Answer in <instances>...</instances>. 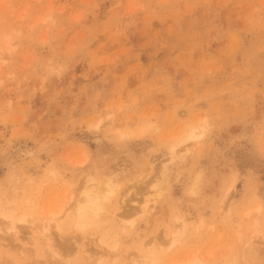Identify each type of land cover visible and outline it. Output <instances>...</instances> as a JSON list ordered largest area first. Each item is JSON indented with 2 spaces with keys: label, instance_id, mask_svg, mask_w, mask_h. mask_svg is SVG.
<instances>
[{
  "label": "rangeland",
  "instance_id": "rangeland-1",
  "mask_svg": "<svg viewBox=\"0 0 264 264\" xmlns=\"http://www.w3.org/2000/svg\"><path fill=\"white\" fill-rule=\"evenodd\" d=\"M105 178L115 194L78 227L81 188ZM2 212L26 214L19 239ZM145 254L264 264V0H0V264Z\"/></svg>",
  "mask_w": 264,
  "mask_h": 264
},
{
  "label": "bare ground",
  "instance_id": "bare-ground-1",
  "mask_svg": "<svg viewBox=\"0 0 264 264\" xmlns=\"http://www.w3.org/2000/svg\"><path fill=\"white\" fill-rule=\"evenodd\" d=\"M146 129H148V128H143L141 130V133H144L146 131ZM120 133L123 137H125L128 135H131L132 131H130L129 129H126V130H120ZM185 134H186V136H184L185 139L183 138V140H182L183 142H181V143L187 142V141L192 140V139H198V138L203 136V132H199V127H196V126H191L187 130V133L185 132ZM175 151H178V150H175ZM105 179H106L104 182L105 184L103 186L98 185L99 183L97 184L96 182L93 183V181L92 182L88 181L89 183H85L83 185V188H81L82 189L80 191L81 197L78 196L79 198L76 199L77 202L75 203V210H76V213L78 216V223H77L78 227L81 228L82 226L89 224L90 223L89 222V212H93L94 214H98V212L100 210L104 209V207H105L103 205L104 200H111V196L115 194V192L117 190L116 184H114L113 181L110 180L109 178H105ZM152 187H156V182L154 184H152ZM231 187H234V184H232ZM158 195H159V193L157 190L149 189L147 191V193L143 195L142 201L138 203L136 211L140 212L142 214H145L146 212L151 210V208H153V206H154L155 200H157ZM72 199H74L73 196H71L69 200H72ZM66 210H67V208L65 206H61L60 208H57V209H51L49 214L47 216L43 217L42 224H41L42 228H43L42 229V233H43L42 237H43L44 241L47 243V245L50 247H52L51 242L54 239L53 229L54 228H57V229L61 228V226H62L61 220H63V214L66 212ZM249 214H251V213H246L245 215H249ZM1 215H2L1 217L8 220V228L7 229L13 231L14 232L13 235L14 234L17 235V238L19 239V237H20L19 234L21 232L20 231L21 229H20L18 224H19V222L28 221L26 214L23 213V214H19L18 216H16L12 213L2 212ZM184 228H185V225L182 222H180L177 225V228H176L177 230L174 231V235H173V242L177 241V237H179L183 234V233L181 234V231L183 232ZM239 234H241V233H239ZM15 235H14V237H15ZM98 243L105 250H106L105 247H109L110 249L112 248L113 250L118 248V246H116L115 244H110L108 242V240L106 239V237H101V239ZM49 251H50L51 256L56 257L57 252L54 249L50 248ZM80 251H81V253H87V249H82ZM105 252H107V251H105ZM136 257H138V258L132 259L131 264H145L146 259L149 257V255L148 254L138 255ZM152 263L156 264L158 262L154 260ZM197 263H198V260L196 257L183 262V264H197ZM226 264H230V262L228 261Z\"/></svg>",
  "mask_w": 264,
  "mask_h": 264
}]
</instances>
